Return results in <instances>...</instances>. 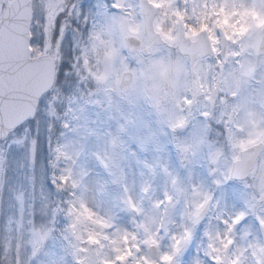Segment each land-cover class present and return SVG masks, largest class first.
<instances>
[{"label": "snow or ice", "instance_id": "obj_1", "mask_svg": "<svg viewBox=\"0 0 264 264\" xmlns=\"http://www.w3.org/2000/svg\"><path fill=\"white\" fill-rule=\"evenodd\" d=\"M0 264H264V0H0Z\"/></svg>", "mask_w": 264, "mask_h": 264}]
</instances>
